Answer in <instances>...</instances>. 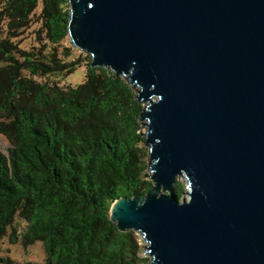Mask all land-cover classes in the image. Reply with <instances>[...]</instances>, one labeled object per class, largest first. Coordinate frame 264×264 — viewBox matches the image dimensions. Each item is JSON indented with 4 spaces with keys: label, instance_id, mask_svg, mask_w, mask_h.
Listing matches in <instances>:
<instances>
[{
    "label": "water",
    "instance_id": "95a60500",
    "mask_svg": "<svg viewBox=\"0 0 264 264\" xmlns=\"http://www.w3.org/2000/svg\"><path fill=\"white\" fill-rule=\"evenodd\" d=\"M68 2L73 47L143 104L152 188L110 220L150 264H264V0Z\"/></svg>",
    "mask_w": 264,
    "mask_h": 264
},
{
    "label": "trees",
    "instance_id": "16d2710c",
    "mask_svg": "<svg viewBox=\"0 0 264 264\" xmlns=\"http://www.w3.org/2000/svg\"><path fill=\"white\" fill-rule=\"evenodd\" d=\"M68 0H0V239L41 242V264H147L136 233L109 210L152 188L139 122L143 104L120 76L66 61ZM32 26L34 40H19ZM84 64V80L63 88ZM184 185L176 182L181 201ZM0 264H17L1 259ZM37 264V263H27Z\"/></svg>",
    "mask_w": 264,
    "mask_h": 264
},
{
    "label": "rangeland",
    "instance_id": "374dc122",
    "mask_svg": "<svg viewBox=\"0 0 264 264\" xmlns=\"http://www.w3.org/2000/svg\"><path fill=\"white\" fill-rule=\"evenodd\" d=\"M35 26H32L29 30L25 31L18 41L19 44L22 47H28L29 43L33 42L34 40V33L33 29ZM72 47L74 50L71 54V56L64 57V60L70 61L75 60L76 58L83 59V57L88 56L85 53L80 52L79 50L75 49L70 42V40L67 38L60 44V50L65 48ZM85 75V66L82 64L79 66L71 75L67 77H56L59 85L63 88H67L69 86H77L81 84L84 80ZM143 133L146 131L145 128H142ZM8 143L0 136V150L6 152L8 149ZM146 147V146H145ZM147 148V147H146ZM148 149V148H147ZM178 182L182 183L184 185V193L182 195L181 201L183 199H187L186 195V180L184 178H178ZM166 193V192H163ZM138 238L139 245L141 247V257L147 258L148 262L147 264H150L151 258L147 257L145 254V241L141 238L140 235L136 234ZM10 259L13 262L17 264H27V263H37L41 264L45 258L43 245L41 242H36L35 244L24 248L20 242L12 243L9 240L8 236H5L4 238L0 239V260L1 259Z\"/></svg>",
    "mask_w": 264,
    "mask_h": 264
}]
</instances>
